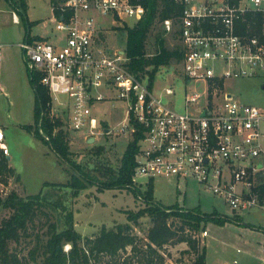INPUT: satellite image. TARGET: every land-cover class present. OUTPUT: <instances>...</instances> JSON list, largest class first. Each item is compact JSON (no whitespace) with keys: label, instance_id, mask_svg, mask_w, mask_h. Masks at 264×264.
Masks as SVG:
<instances>
[{"label":"built area","instance_id":"1","mask_svg":"<svg viewBox=\"0 0 264 264\" xmlns=\"http://www.w3.org/2000/svg\"><path fill=\"white\" fill-rule=\"evenodd\" d=\"M175 1L182 6L180 16L164 19L162 26L182 45L181 110L175 107L180 93L174 87L157 93L149 77L129 71L125 50L108 54L97 46L104 29L96 15L128 26L127 19L139 21L145 14L133 0H56L53 29L63 33L62 39H26L18 45L29 72L39 74L48 88L53 110L66 115L69 127L88 141L115 132L98 119L94 106L123 102L126 117L118 133L133 139L141 133L135 187L148 189L156 179L192 178L223 198L235 218L264 212V40L251 32L259 13L264 19V0ZM6 15L14 24L21 22L19 10L0 5V65ZM237 80H258L262 101H242L235 92ZM60 95L68 101L59 100ZM10 156L0 127L1 197L15 178Z\"/></svg>","mask_w":264,"mask_h":264},{"label":"rangeland","instance_id":"2","mask_svg":"<svg viewBox=\"0 0 264 264\" xmlns=\"http://www.w3.org/2000/svg\"><path fill=\"white\" fill-rule=\"evenodd\" d=\"M26 1L29 20L34 22L30 32L23 19L19 24H14L10 21V15H6L3 19L5 25L1 32L2 41L10 43V55L7 59L3 58L0 65V127L6 134L15 178L11 193L4 194L0 198L5 201L12 193L26 198L43 192L48 195L52 203L60 204L58 208L52 205L46 207L47 214H41L30 229L33 234L31 238L22 240L18 245L11 244L12 250L29 259L30 251L36 246V235L46 237L45 234L53 223L63 229L66 224V212H74L76 230L80 234L84 237L94 236L99 234L103 226L113 228L117 224L127 223L128 211L147 208L145 193L150 187L141 189L131 183L127 187L100 191L99 182H104L110 177L106 169L118 170L123 155L133 140L132 136L128 137L118 133L126 117V106L121 101L115 102V107L108 102L94 106V113L98 119L109 124L115 132L111 135L98 134L92 143H89L83 133L73 131L69 127L66 115L62 116L61 113L51 109V115L61 118L64 123L63 126L57 127L53 134L57 135L60 130L67 134L71 160L83 168L95 182L94 185L83 190L78 197L73 195L72 189L62 186L71 180L75 172L71 163L62 161L47 144L32 132L21 127V123L31 125L35 123V92L30 82V72L25 63L23 51L18 44L25 40L28 34L50 36L51 41H58L63 37V33L53 29L54 16L51 0ZM6 2L0 0V5L6 7L8 3ZM8 4L9 9H22L20 2L14 5ZM96 16L104 29L97 39V46L108 54L125 50L127 45L125 28L135 26L138 21L135 18H129L126 20L128 26L127 24L123 26L121 23L113 24L111 17ZM165 37L167 46L172 48L176 45V40L171 34H166ZM148 49L149 53L154 52V35H151L149 39ZM171 66L176 67V70H172ZM171 66H160L155 78L150 80L155 82L154 87L157 93L163 87H174L180 93L175 107L181 110L183 108L182 95L185 89L181 62L175 61ZM146 77L150 78V76ZM234 83L235 92L242 101L254 104L262 101L263 92L258 80H237ZM59 100L66 102L68 97L60 95ZM54 106L58 107L56 102ZM66 109L67 106L63 107L62 112ZM132 191H137L138 197ZM154 195L156 202H161L165 206L175 205V211L179 214L189 209H199L208 214L217 212L219 216L234 217V213L223 198L215 195L192 178L179 182L173 179H156ZM62 206L66 208V211ZM10 213L8 209L0 208V223ZM171 217L172 223L176 226L182 225L179 216ZM241 218V223L208 222L203 228L208 232L206 237H203L202 230L199 232L197 236L200 246L206 245L207 247V264H234L235 261L238 264H264V212L243 213ZM150 227L151 218L149 216L141 218L139 225L135 227V233L142 239L140 244L145 242ZM68 248L70 246L67 244L65 249ZM187 249L188 245L185 242L166 245L160 251L164 256L163 264H187L193 259L192 254L185 253ZM130 254L131 248L129 247L127 251L120 253L118 259L125 262L124 259L128 260L131 257ZM129 261L132 264H139L137 257ZM108 262L113 264L111 258L106 256L94 264H108Z\"/></svg>","mask_w":264,"mask_h":264},{"label":"trees","instance_id":"3","mask_svg":"<svg viewBox=\"0 0 264 264\" xmlns=\"http://www.w3.org/2000/svg\"><path fill=\"white\" fill-rule=\"evenodd\" d=\"M9 3L20 2L21 19L26 22L28 32L34 22L28 17V4L26 0H6ZM140 3L145 8V14L141 20L133 27H126L127 45L126 55L129 59L126 64L129 71L138 78L150 76L155 78V74L160 66L170 67L175 61L183 59L182 45L176 42L174 47L167 46L166 31L162 26V21L167 18H177L180 16L182 6L175 0H133ZM53 4L56 0H51ZM258 22L252 27L251 32L264 40V19L258 14ZM154 35V52L149 53L148 42ZM173 39L177 38L173 35ZM27 38L31 36L28 34ZM149 68H153L150 70ZM41 76L30 72V82L35 92L34 118L35 123L22 126L32 132L43 143L47 144L62 161L71 163L74 168L71 180L62 185L70 188L73 195L78 197L83 190L94 185L83 168L71 160V152L67 140V134L63 130L54 135L57 127L63 126V121L59 117L51 115L52 97L47 87L41 83ZM41 130L50 137L47 140ZM139 132L129 143L118 170L107 168L110 175L104 182H99L100 191L104 189H118L127 187L132 183V176L136 166V156L139 151ZM13 173L14 169H10ZM54 185V184H53ZM57 187V185H54ZM138 197L137 191H132ZM148 207L137 211L127 212V223L117 224L113 228L103 226L99 234L94 236H83L76 230L74 212H66V224L63 229L57 224H51L46 232V237L36 235V246L33 248L28 259L20 256L19 252L11 249V244L21 243L22 240L32 237L31 227L36 223V219L42 214H47L46 207L52 205L54 208L60 207L59 203H52L46 193L26 198L19 197L12 193L3 201L0 198V208L11 211L10 215L0 223V264H94L103 257L111 258L113 264H132L129 259L137 257L139 264H163L164 256L160 253L163 247L169 244L185 242L188 249L185 253L193 255V259L187 264H207V247H201L198 234L206 227L208 222L223 224L225 222H240L242 218H228L215 213H204L199 209H189L179 214L175 211V205L165 206L161 202L155 201L154 184H150L149 190L145 193ZM177 206V205H176ZM64 211L66 208L62 206ZM170 210V211H169ZM178 213V214H177ZM179 216L182 225L176 226L172 223L171 216ZM149 216L151 227L147 232L145 242L140 244L142 239L135 233V227L139 225L140 219ZM206 230V229H204ZM189 231V232H187ZM70 248L65 249L66 245ZM131 248V257L125 262L118 258L121 252ZM108 264H111L108 262Z\"/></svg>","mask_w":264,"mask_h":264},{"label":"crops","instance_id":"4","mask_svg":"<svg viewBox=\"0 0 264 264\" xmlns=\"http://www.w3.org/2000/svg\"><path fill=\"white\" fill-rule=\"evenodd\" d=\"M5 2H6V0H5ZM7 3V2H6ZM9 3V2H8ZM7 3V5H6V7H4V8H8L9 7V4ZM51 4H52V2H51ZM9 9V8H8ZM53 11V10H52ZM53 16H54V13H53ZM5 25V24H4ZM54 28V27H53ZM31 36V38H30V40H51V38H50V36H47V37H45V36H37V35H35V36H33V35H30ZM26 39H28L27 37L25 38V40ZM3 42V41H2ZM4 44H5V47H4V59L6 58H8L9 57V55H10V51H9V47H10V43H6V42H3ZM35 119V118H34ZM24 125H30V124H24V123H21V127L22 126H24ZM11 156H10V164H11ZM11 166H12V168L14 169V167H13V165L11 164ZM15 170V169H14ZM14 173V172H13ZM154 184V183H153ZM256 213V212H255ZM241 218V217H240ZM242 222V220L240 221V222H238V223H241ZM236 223V222H235ZM204 231V230H203ZM202 231V232H203ZM203 237H205V236H203ZM234 264H235V262H234Z\"/></svg>","mask_w":264,"mask_h":264},{"label":"water","instance_id":"5","mask_svg":"<svg viewBox=\"0 0 264 264\" xmlns=\"http://www.w3.org/2000/svg\"><path fill=\"white\" fill-rule=\"evenodd\" d=\"M92 142H94V138H91V139L89 140V143H92Z\"/></svg>","mask_w":264,"mask_h":264}]
</instances>
